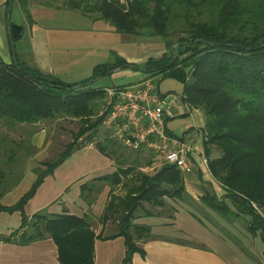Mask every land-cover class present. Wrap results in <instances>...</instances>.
Instances as JSON below:
<instances>
[{"label":"trees","instance_id":"16d2710c","mask_svg":"<svg viewBox=\"0 0 264 264\" xmlns=\"http://www.w3.org/2000/svg\"><path fill=\"white\" fill-rule=\"evenodd\" d=\"M16 1L28 19L30 4L40 1L94 15L120 33L161 36L166 50L141 64L120 57L97 64L88 78L72 83L17 59L10 63L0 59V125L13 127L60 117L79 123L53 158L33 167L35 178L29 188L14 203H0V212L20 213L19 225L0 234V241L28 244L49 237L57 249L54 264H94L95 239L121 235L125 251L119 264H132L133 253L143 252L137 241L150 236V227L134 218L139 213L152 215L156 207L163 209L166 198L183 199V173L174 164L161 161L148 172L143 168L158 159L155 154L144 152L145 148L120 150L121 145L110 136L95 140L111 104H107L104 87L79 86L117 66L140 69L144 78H174L182 83V102L201 110L204 117L203 147L212 176L235 209L250 215V231L260 230L264 240V0H132L127 9L106 0ZM12 2L7 0V5ZM8 31L14 40L22 35L23 27L9 21ZM94 141L117 162L114 171L96 178L110 186L99 221L114 223L115 232L96 233L87 217L66 211L50 213L41 208L26 214L25 204L44 177L74 150ZM212 148L219 151L217 156H209ZM3 177L0 169V181ZM88 188L87 183L81 185L86 199ZM3 192L0 189V197ZM203 199L217 212L228 209L214 196L206 194Z\"/></svg>","mask_w":264,"mask_h":264},{"label":"crops","instance_id":"0c3cea01","mask_svg":"<svg viewBox=\"0 0 264 264\" xmlns=\"http://www.w3.org/2000/svg\"><path fill=\"white\" fill-rule=\"evenodd\" d=\"M14 1L18 5L16 17H12L9 11L12 3L8 6L7 0H0V59L5 63L17 59L41 73L72 83L88 78L97 64L112 63L118 57L141 64L148 57H159L166 50L163 43L154 36L120 33L104 19L40 1L30 4L31 18L28 19L18 2ZM9 21L23 27L22 35L14 40L9 37ZM129 42L131 46L126 45ZM126 68L136 71L126 83L102 84L95 88L134 84L145 77L140 69L118 66L89 82ZM156 91L161 96L166 94L165 100L172 95L165 104V126L168 132L181 136L195 148L204 151V117L201 110L183 103L181 92L170 89L160 91L158 86ZM176 117L181 118L176 120ZM88 144L74 150L51 174L44 177L25 204L26 214L31 215L41 208H46L50 213L66 211L87 217L96 233L115 232L114 223L101 224L99 221L110 186L107 182L96 179L114 171L115 165L113 159L102 153L96 145L93 148ZM211 151L215 152L212 156L219 154L216 148ZM144 152L152 153L148 149ZM75 153H79L76 163L88 159L94 161L91 171L82 169L76 172V167H83L76 163L63 168L65 161ZM160 163L161 160L155 158L150 168H155ZM69 169L73 170L71 177L66 175ZM183 178L185 194L182 200L166 198L163 209L156 207L154 214L139 213L134 218V222L150 227V236L137 241L143 252L133 253L132 264H264V240L260 230L250 231V215L235 209L225 195L224 187L196 156L192 158V169L183 172ZM83 183L89 185L85 191L87 199L81 193ZM206 194L226 203L228 209L223 212L215 211L203 199ZM161 209L163 211L158 212ZM0 215L13 217L14 223L16 222L14 227L0 230V234H8L20 223L18 211H2ZM124 251V239L121 235L97 237L94 242V264H119ZM56 262V245L49 237L28 244L0 241V264Z\"/></svg>","mask_w":264,"mask_h":264},{"label":"rangeland","instance_id":"374dc122","mask_svg":"<svg viewBox=\"0 0 264 264\" xmlns=\"http://www.w3.org/2000/svg\"><path fill=\"white\" fill-rule=\"evenodd\" d=\"M17 10L18 5L13 0L9 10L10 13H12V17H16L15 14ZM154 38L163 43L165 47V41L161 36L154 35ZM126 45L131 46L132 44L129 42L126 43ZM135 72L136 71L129 68L122 69L120 71L113 72L111 75L101 77L94 82H87L79 87H97L102 84H124L133 76V74H135ZM154 83L158 86L160 91L165 92L170 89L180 93L182 90V83L174 78H165L162 80L154 78ZM176 118V120H179L181 117ZM78 126L79 123L77 119L62 117L57 119H45L33 124L19 123L13 127L1 124L0 139L4 138V141L3 145L0 147V169L3 170L4 177L0 181V189L4 192L0 197V202L7 205L14 203L18 197L28 189L34 180L35 173L33 171V167L39 165L44 160L53 158L61 150L63 144L71 139V132H75ZM105 136L111 137V130L102 125L100 134L95 140H100ZM37 137L39 138L37 139ZM95 145L96 141L88 144L87 146L95 148ZM119 149H125V152L129 151L124 145H121ZM9 154H12L11 158L8 157ZM210 155H215V152L211 151ZM78 156L79 153L72 155L70 159L65 161L63 168H66L68 164H75ZM93 162L94 161L92 159H88L82 163H76L82 164L81 166H83L76 167V172H80L82 169H89V171H91V165ZM113 163L115 166L117 165L116 160H113ZM143 169L151 172L154 168L147 166ZM72 173L73 170L69 169V171L67 170L66 175L71 177ZM117 191L119 192L120 189ZM145 207L151 208L147 203H145ZM30 208L31 206L28 207V210H30ZM153 210H155V208H153ZM15 223L13 217H4V215H0V230H4L7 227H14L16 225Z\"/></svg>","mask_w":264,"mask_h":264},{"label":"built area","instance_id":"2783aa9c","mask_svg":"<svg viewBox=\"0 0 264 264\" xmlns=\"http://www.w3.org/2000/svg\"><path fill=\"white\" fill-rule=\"evenodd\" d=\"M116 2L124 9L132 0ZM107 104H111L102 124L111 130V137L133 150H150L162 162L174 164L182 173L192 169V158L209 172L208 157L181 136L174 135L165 126L166 96L156 91L154 78L146 77L134 84L104 87ZM105 105L99 113H102Z\"/></svg>","mask_w":264,"mask_h":264},{"label":"water","instance_id":"95a60500","mask_svg":"<svg viewBox=\"0 0 264 264\" xmlns=\"http://www.w3.org/2000/svg\"><path fill=\"white\" fill-rule=\"evenodd\" d=\"M171 97H172V95H169V96L166 98V100L168 101Z\"/></svg>","mask_w":264,"mask_h":264}]
</instances>
